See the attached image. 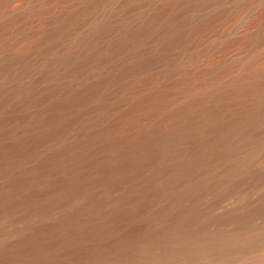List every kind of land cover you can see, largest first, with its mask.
<instances>
[{"label":"bare ground","instance_id":"bare-ground-1","mask_svg":"<svg viewBox=\"0 0 264 264\" xmlns=\"http://www.w3.org/2000/svg\"><path fill=\"white\" fill-rule=\"evenodd\" d=\"M0 264H264V0H0Z\"/></svg>","mask_w":264,"mask_h":264}]
</instances>
